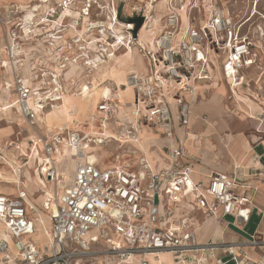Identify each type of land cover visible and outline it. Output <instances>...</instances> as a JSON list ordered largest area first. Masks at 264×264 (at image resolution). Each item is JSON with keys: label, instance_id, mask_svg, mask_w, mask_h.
<instances>
[{"label": "built area", "instance_id": "built-area-1", "mask_svg": "<svg viewBox=\"0 0 264 264\" xmlns=\"http://www.w3.org/2000/svg\"><path fill=\"white\" fill-rule=\"evenodd\" d=\"M204 6L199 0H167L161 29L144 45L137 34L132 36L133 23L120 20L116 0L0 5L3 89L14 92L17 113L33 126L37 114L52 108L73 81L67 70L77 67L89 74L114 54L118 39L112 27L123 23L126 46H135L147 60L146 71L129 72L123 84L133 93L134 127L139 131L147 124L171 139L175 117L188 127L198 86L211 81L215 70L233 94L248 68L264 69V28L257 25L250 33L248 27L253 10L239 17L212 2ZM130 9L131 16L147 20L146 5ZM84 20L85 31L79 33ZM115 105L101 99L96 110L110 119ZM58 131L51 141L36 139L41 153L37 171L51 185L35 192L41 202L24 189L16 195L0 193V264H149V258L162 253L179 264H202L216 248L227 259L217 257L211 264H264V242L249 243L260 249L253 258L246 243L198 242L195 234L200 219L218 213L232 216L238 226L248 221L251 195L245 180L228 172H213L206 182L193 179L180 140L165 149L161 168L150 169L147 162L143 173L122 166L100 168L88 145L102 144L104 136L71 131L64 137ZM55 141H68L76 159L71 180L61 189L52 157ZM16 149L18 161L29 159L20 146Z\"/></svg>", "mask_w": 264, "mask_h": 264}, {"label": "crops", "instance_id": "crops-1", "mask_svg": "<svg viewBox=\"0 0 264 264\" xmlns=\"http://www.w3.org/2000/svg\"><path fill=\"white\" fill-rule=\"evenodd\" d=\"M163 1L166 2L164 3ZM30 2L31 0H0V5L6 6L10 4H20L22 6H26ZM116 2L119 4V9H121V0H116ZM166 3L167 0H161L160 2L154 4V9L156 7V9L158 10H154L155 14H158V22L156 21L154 29L151 32L152 34H154L153 38L161 29V18L166 14L167 11ZM126 5L127 4H125V6ZM75 15L76 14L74 13L73 16ZM181 16L184 21V14H181ZM85 21L87 20H84L81 25L77 26V31L79 33H83L85 31ZM71 33H73V30H71ZM153 38L151 39V41L153 40ZM142 40L140 41L142 43L144 42V45H148L151 42L148 39ZM120 51L124 53L123 48L121 47V49L117 52H114V56L110 57L108 61L106 60V62H104L101 67H103L104 65L107 66L108 64H110V62H115V60H113L112 58L115 59L118 56L117 53ZM134 54V56L132 55V57L130 58H126L125 56L121 55L123 56V59L126 60V62H124L127 64L125 70L126 75L131 71H137L139 73H144L146 71V58L139 54L136 55V52H134ZM117 61L119 62V60ZM96 69L97 68H95L94 70ZM0 70L3 73L1 78L3 82L5 73L1 68ZM92 70L91 72L94 71ZM91 72L90 74H87L85 71L77 67H71V69L67 70L66 73H68L69 75L66 74V77L72 78L73 81L71 83H75L78 81L86 82L79 87L80 89L82 88V86H85L87 84H90V88V81H92ZM219 85L222 86V90L221 86ZM121 86H123V84ZM225 87L230 91L227 82L221 77L220 73L215 70L213 72V78L211 81L198 86L196 98H198L199 101L192 107V113L187 128L182 127L175 117V135L173 138L170 139L163 137L155 128V130L159 134L156 137L152 132L147 131L144 126L143 128L146 130V132H144L145 134L140 135L138 133V137H144L146 133L153 134L155 139L152 136V138L149 139L148 142H150L151 144L153 143L155 147L158 146L156 149L152 150L154 157L153 164H158L159 168H161L165 164L163 159V153L165 149L168 146L175 144L177 140H180L184 143L185 147L188 150L189 157L185 160V163L189 165L193 179L206 182L209 179L210 174L213 172H228L233 173L238 178H241L247 182V184L250 186L251 195V214L247 222H245L241 226H238L235 224L234 218L232 216H229L230 220H224L227 216L221 218L220 214L218 213L217 216L207 217L202 220L200 219V221L195 224L194 228L198 242H205L207 240H210L213 243H246L244 248L245 251L250 257L256 258L260 253V249L249 245V243L253 241L264 242V69L257 70L254 68H248L246 70L244 83L236 90H234L233 94H231L233 99L230 102H233L235 105H231L230 107L229 105L225 106L222 102V96L220 93L222 91L224 93ZM69 92V89L66 88L63 93V97L67 94H72ZM131 92L132 90L130 89L129 93ZM5 93L7 94L6 90L2 88V94ZM11 93L14 94L12 90H10L9 94ZM235 93L239 96H242V99H236L234 97V95H236ZM207 94L208 96L206 97ZM128 96L130 97V94ZM130 101L132 106L133 96ZM236 101L243 104L248 101L247 109L249 110L245 109V112H242L241 114L239 112H236L238 107V103L236 104ZM8 108L9 106L2 107L3 110H6ZM231 108L233 109L231 110ZM257 111H261L260 114L263 115L262 120L258 119L255 115V112ZM41 114H43V112L37 114L36 120L39 119ZM28 136L30 138H27V141L25 140L26 145L22 146V142L20 144L21 152H30V146L33 145V142L36 140L33 134L30 133L28 134ZM95 145L98 144L92 143L91 146ZM37 149L40 157L37 158L36 164L31 167L32 169L29 168L30 159L26 161L24 160V162L18 161V155L15 156L13 155V153H6L2 151L3 153L2 155H0V162L6 160V162L8 163H0V172L3 176V179L0 181V183L10 185L11 187L8 189H0V193L16 195L18 189H24L28 192V194H30V196H32L34 201H36L37 203L41 202V196L36 199L35 192L39 189H45V187L42 188L39 185H34L35 187L31 188V182L27 179V172L32 176V178L34 176V173L39 175L37 166L40 161L39 158H41V153L39 147ZM92 150L93 155H96L95 150ZM96 156L97 159L95 160L97 161L96 163L100 168L117 166L115 164L106 166L103 164V160H101L100 156ZM11 165H14V168ZM71 168L73 170V166ZM12 169H15V172H13ZM259 172L261 173V175L258 174ZM4 175H8V177L9 175H11V177L15 180L6 178L4 177ZM22 176L23 178L26 177L23 181L21 179ZM45 184L47 186V184L49 183L46 182ZM14 186H16V188H14ZM39 217L44 222V225L48 224L45 212L42 213L40 211ZM40 237H42V234ZM165 254L168 253L159 254L158 258H149V264H154L155 260H159V257H162ZM170 257L173 260L171 255ZM217 257H221L224 260L227 259L223 249L216 248L213 249L208 256H204V258L202 259V264L214 263ZM166 259L167 258H165V261L163 262L164 264H166ZM173 262L174 264H179L174 260ZM225 264L233 263L227 262Z\"/></svg>", "mask_w": 264, "mask_h": 264}, {"label": "rangeland", "instance_id": "rangeland-1", "mask_svg": "<svg viewBox=\"0 0 264 264\" xmlns=\"http://www.w3.org/2000/svg\"><path fill=\"white\" fill-rule=\"evenodd\" d=\"M97 1L100 4H104L105 1H107V0H97ZM149 1L150 0H139V1L125 0L124 6H125V4H127V5L125 7L121 5L122 6L121 9H119L120 20L124 21V22H128L129 18L136 17V16L130 15V12H131L130 6L131 5H138L140 7H144V5H146V7H148ZM157 1H159V0H157ZM199 1L203 2V4L205 6H207L208 4H210L212 2L213 4H215L216 7H220V8H223L224 10H228L232 14H234V13L238 14L239 17L246 16L249 13L251 14L253 8L255 7L257 12L251 17L249 24H248V27H250V33H251V29L255 28L257 25H260L264 28V19H263L264 18V16H263L264 15V0H257L256 5H255L256 0H199ZM121 4H123V3H121ZM154 4H156V2L152 3V5H154ZM154 10H157L156 7ZM152 13L155 14L154 11ZM157 15L158 14H155V17ZM128 24H131V23L128 22ZM143 24H142V26H143ZM0 32H1V30H0ZM138 34L143 39H148L149 41H151V39L154 36V34H152V33H150V34L148 33V35H146L144 33L143 29H141V28L139 29ZM122 53H123L122 51L117 53L118 56L116 57L115 65H114V62H111L112 66L114 67V70H111V69H109V70L104 69L103 70V67L100 66V70L98 72H95V71H94L95 73L91 72V79H92L91 87L93 84H95V85L100 84L99 86L102 87L103 81L107 78V79H111L115 83H121L119 85L120 88H122V89L126 88V87L121 86L122 84H124L123 82H124V79L126 76L125 70H126V66H127V64L124 63V62H126V60L123 59V56H121ZM137 54L141 55L139 52H137ZM117 60H119V62H117ZM120 60H122V61H120ZM120 62H122V63H120ZM111 64H109V65H111ZM2 75H3V73L0 70V144H1L2 150L4 152L13 153V155L17 156L19 154V151H18V149H16V146L17 145L21 146L20 145L21 142H22V146H23V142H25L24 136L27 137L28 134H30V133L33 134L35 136V138H37L38 136L39 137L43 136V138L45 140H48V141L52 140L53 134H55V132L58 130H60L61 132L63 131L64 137L66 135H68L69 132H71V131H80L82 133L88 134L91 138L95 137V136L100 137V135L97 133L100 132L99 127H100L101 121L99 120L100 115H99V113H97L96 108H97V106H98L97 104L101 100L102 96H96V99H95L96 101H95L94 105H91V102H90L91 95L90 94L89 95L86 94L84 97L77 99L73 104L74 109L71 111L72 113L69 117L70 120L65 125L63 124V122H48L50 128H46L44 126V122L42 121L41 117L43 116L44 113H47V112L52 110V108H50V106L48 105L45 108V110L43 111V114H41V116L39 117V119L35 121L34 125L30 126V124L28 122H26L24 120V118H22L16 111L17 103L15 102L16 101L15 95L12 93L9 94L10 90H6L8 95L6 93L2 94V88H3L2 79H1ZM85 83L86 82H83V81L82 82L78 81L75 83H68V86L66 88L69 89V91H70L69 93H79V90H80L79 87ZM108 85L111 87L112 91L114 92L113 84H108ZM219 86H221V85H219ZM126 89H129V88H126ZM221 90H222V86H221ZM132 94L133 93L131 92L130 97H128V100H130L132 98V96H133ZM220 94L222 96V102L225 106L229 105V107H230L231 105H235L233 102L232 103L230 102L233 99V97L231 96L232 93L226 87H225L224 93L222 91ZM207 96H208V94L206 95V97ZM108 98H110V97H108ZM111 100H113V104H116L117 100L115 98H113ZM198 101H199V99L197 98L195 101V104ZM247 102L248 101H246V103L243 104V103L236 101V104L238 103L237 104L238 107H237L236 112H239L241 114L242 112H245L244 111L245 109L249 110V109H247V105H248ZM4 106H6V107L9 106V108L6 110H3L2 107H4ZM93 109H94V111H93ZM232 109L233 108H231V110ZM260 112L261 111L255 112V115L262 119L263 115L260 114ZM114 117H116V118H114ZM115 121H119V123L121 122V123H123V125L125 124L124 125L125 128H123L122 126H118V124H116ZM126 122L127 121H126L125 117H120V115L119 114L117 115L116 111H115L112 114V117L107 122H105V127H104L105 129L103 130V134L107 135V133H109V134L118 135L120 133V130L124 131V129L132 131V128H130L129 124ZM143 125H145L144 127L147 129V131L152 132L156 137L159 135L154 127L147 126V124H142L140 126V128H142ZM21 127H22V129H21ZM25 130H26V132H25ZM133 133L134 132H132L130 135H134ZM118 136H120V135H118ZM104 140L105 141L102 144H99V145H102L101 148L95 149V154L100 156L101 160H103L104 165L110 166L113 163L117 166L129 167L130 169L137 170L140 167L141 162L145 161V157L143 155L139 154L138 152H135V149H133L131 147V144H134V142L130 141L131 143L129 142V144L128 143L127 144H121V143H117L113 140H111V141H107L106 139H104ZM146 143L149 144L150 142H146ZM157 147L158 146H156L155 148H152V149H156ZM22 149H23V147H22ZM91 151H93V150L91 149ZM29 153L30 152L27 151L26 154H29ZM66 153H67L68 159H65V163L68 165V168H69L68 174L66 175V181L67 182L66 181L61 182L60 188H62L66 184H69V182L71 180V176H72V172H71L72 168L71 167H72L74 160L71 157L70 151H68ZM27 177H29L28 172H27ZM24 178H26V177H24ZM24 178L22 176V178H21L22 181L24 180ZM58 182H59V180H58ZM34 185H39V184H35L34 181L31 182V188L35 187ZM48 185L49 184H47V187L50 190V185L49 186ZM10 187H11L10 185H5L3 183H0V189H8ZM58 187H59V183H58ZM14 188H16V186H14ZM4 194H6V193H4ZM224 220H230V217L227 216ZM165 258H167L166 264H168L170 261H173L169 254H165L162 257H159V260H155L154 264H160V263L164 264L163 262L165 261Z\"/></svg>", "mask_w": 264, "mask_h": 264}, {"label": "bare ground", "instance_id": "bare-ground-1", "mask_svg": "<svg viewBox=\"0 0 264 264\" xmlns=\"http://www.w3.org/2000/svg\"><path fill=\"white\" fill-rule=\"evenodd\" d=\"M161 0L157 1V0H150L148 2V7H147V13H148V17H147V20L144 22L143 26L141 27V29H143L144 33L146 35H148V33L150 34L152 32V30L154 29V25L156 24V21L158 20L157 19V16L155 17V14L152 13L154 11V5H152V3L156 2H160ZM164 2V1H163ZM166 2V1H165ZM164 2V3H165ZM257 4V0L255 1V5ZM256 9L254 7L253 9V13H256ZM264 16V15H263ZM264 19V18H263ZM158 22V21H157ZM84 24V23H83ZM125 25L123 23H117L116 26L112 27L113 29V32L116 36V39H118L117 43L114 45V52H117L121 49V47L123 48V51L124 53H122L123 56H125L126 58H130L132 57V55L134 54V52H139L137 50V48L134 46H126V38H128L129 36H127V34L125 32L122 31V28L124 27ZM131 26V25H130ZM157 27V26H156ZM84 28V27H83ZM160 29V28H159ZM126 34V35H125ZM138 38L140 40H142L143 38L140 37V35L138 34ZM143 41V40H142ZM144 43V42H143ZM135 55V54H134ZM133 55V56H134ZM138 55V54H136ZM114 54L111 55V57H113ZM137 57V56H136ZM140 58V57H139ZM113 60L116 61V58H112ZM118 59V58H117ZM137 59V58H136ZM132 60V59H131ZM108 61V60H107ZM122 61V60H120ZM118 62V61H117ZM108 63V62H107ZM122 63V62H120ZM111 64V62H110ZM117 64V63H116ZM102 65V64H101ZM99 65V66H101ZM114 65H115V62H114ZM120 65V64H119ZM99 66H95V68H97L96 70H94L95 68H93V70L95 72H98L100 70V67ZM117 66V65H116ZM73 68V67H72ZM76 68V67H75ZM71 69V68H70ZM114 70V67L111 65H107V66H103V70ZM92 70V71H93ZM93 71V72H94ZM143 71V70H142ZM92 72V73H93ZM94 72V73H95ZM68 74V73H66ZM69 75V74H68ZM103 81V80H102ZM92 82V81H90ZM124 83V82H123ZM108 84H113L114 86V92L112 91L111 87L108 85ZM121 83H115L114 81H112L111 79H105L103 81V84H102V87L99 86V85H95L93 84L92 87L89 88L88 85H86L84 87V91L81 92V94L79 93H72V94H65L66 96H64L63 98H61L60 100H58V102L53 105L52 107V110L47 112V113H44L43 116L41 117L42 121L44 122V126L46 128H50L49 127V124L48 122H63V124H67V122L70 120L69 117L71 115V111L74 109L73 107V104L74 102L81 98V97H84L86 94L87 95H91V99H90V102H91V105H94L95 103V99H96V96H102V97H105V98H102V100H111L113 98H115L117 100L116 102V105H115V111H116V114L120 115V117H125L126 119V123L129 124L130 128H134L133 129V134L135 135H130L132 132L130 130H127V129H124V131H121L120 130V133L118 135H115V134H109L107 133V135H104L103 134V130L105 129V122L108 121V117H103V115H101L99 112V115H100V118L99 120L101 121V124H100V132L97 133L99 134L100 136H104V139H106L107 141H115L117 143H121V144H129V142H134V144H131V147L133 149H135V152H138L139 154L143 155L145 157V161L141 162V165L140 167L138 168V171L140 173H143L144 172V168L145 166L143 165L144 162H147L146 164L148 165V167L150 169H157L159 168L158 164L155 165L153 164V161H154V157H153V150L152 148L155 147L154 144H145L146 142H148L149 139L152 138L153 134L152 133H146V135H144V137H138V133L140 135H143L145 134L144 132H146V130L142 127L139 131L135 129V121H134V115L132 113V106H131V101L128 100V95L130 94L128 91H129V87H126V88H129V89H122L119 87ZM8 94V93H7ZM98 94V95H97ZM236 94V93H235ZM110 97V98H108ZM234 97L238 100H241L242 96H239L238 94L234 95ZM56 100V99H54ZM244 100V99H243ZM10 102V101H9ZM16 105V104H15ZM98 105V104H97ZM8 107V106H7ZM76 108V107H75ZM118 109V110H117ZM94 111V109H93ZM97 111V110H96ZM116 118V117H114ZM258 119L262 120L260 117H257ZM16 119V118H15ZM40 119V120H41ZM113 122V121H112ZM116 124H118V126H122L123 128H125V124L123 125V123H119V121H115ZM127 125V124H126ZM145 126V125H143ZM122 128V129H123ZM22 129V127H21ZM20 129V130H21ZM25 129V128H24ZM129 129V128H128ZM34 130V129H33ZM44 130V129H43ZM24 131V130H23ZM26 132V130H25ZM22 133V132H21ZM24 133V132H23ZM54 135V134H53ZM139 135V136H140ZM135 137V138H134ZM27 138H30V137H26L24 136V139L27 141ZM154 138V136H153ZM34 139V138H33ZM37 139V138H36ZM148 139V140H146ZM155 139V138H154ZM31 140V139H30ZM144 140V141H143ZM146 140V141H145ZM24 141V140H23ZM130 142V143H131ZM144 142V143H143ZM34 144L30 146V153L28 154L29 156V168L33 167L37 161V158L40 157L39 156V152H38V147L36 146V140L33 142ZM23 145L25 146L26 145V142H23ZM35 146V148H34ZM102 145H95V146H88V148H92V149H100ZM121 146V145H120ZM8 149V148H7ZM19 151V150H18ZM17 151V152H18ZM70 151L71 152V157L73 158L74 162L72 164V166H74L75 164V160L74 157L72 156L73 153H72V148L70 146V143L68 141H61V142H56L54 143V151L52 153V157L53 159H55V168H56V171L58 173V180H59V187L58 189H61L60 188V184L61 182H65L66 181V175L68 174V165L65 163V159H68L67 157V153ZM3 153V152H2ZM24 153V152H23ZM158 153V152H157ZM6 154V153H5ZM25 154V153H24ZM2 155V154H1ZM9 155V154H8ZM2 159V158H1ZM6 159V158H5ZM41 159V158H39ZM91 159L92 160H95L97 159V156L96 155H91ZM10 161V160H8ZM0 163H8L5 161L3 162H0ZM113 164V163H112ZM125 164V163H124ZM126 165V164H125ZM155 165V166H153ZM13 168H14V165H11ZM60 167V168H59ZM32 169V168H31ZM30 169V170H31ZM34 171V170H33ZM33 178L31 175H29V177H27L28 181L30 182H35V184H39V186H41L42 188L45 187L46 190H49L48 187L46 186V182L37 174H33ZM15 176V175H14ZM4 177L6 178H10V179H13L15 180L14 178L11 177V175H4ZM69 177V176H68ZM67 182V181H66ZM14 183V182H13ZM62 186V185H61ZM43 213V212H42ZM169 264H174L173 261H170Z\"/></svg>", "mask_w": 264, "mask_h": 264}, {"label": "water", "instance_id": "water-1", "mask_svg": "<svg viewBox=\"0 0 264 264\" xmlns=\"http://www.w3.org/2000/svg\"><path fill=\"white\" fill-rule=\"evenodd\" d=\"M143 21H144L143 16H136L133 18H129L128 22L133 23V29L131 31L133 37H136L137 32L139 31V29L143 24Z\"/></svg>", "mask_w": 264, "mask_h": 264}]
</instances>
